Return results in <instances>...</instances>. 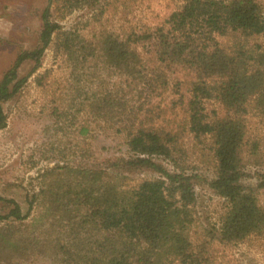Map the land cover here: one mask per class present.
I'll list each match as a JSON object with an SVG mask.
<instances>
[{"label":"trees","instance_id":"1","mask_svg":"<svg viewBox=\"0 0 264 264\" xmlns=\"http://www.w3.org/2000/svg\"><path fill=\"white\" fill-rule=\"evenodd\" d=\"M51 1L37 45L20 51L0 78V130L4 103L55 43L68 68V109L81 98L80 134L91 122L114 128L124 133L126 153L44 170L25 211L0 196V264H215L214 246L264 239V172L255 185L242 182L248 163L262 161L247 132L251 111L264 117V0H181L165 25L124 33L99 27L88 36L61 30L50 19ZM27 60L33 68L21 77ZM172 81L171 105H180L184 124L146 125L155 115L141 110ZM208 103L217 107L209 111ZM187 134L212 176L191 171ZM147 172L154 176L132 178ZM198 183L221 201L216 220L199 230Z\"/></svg>","mask_w":264,"mask_h":264},{"label":"rangeland","instance_id":"2","mask_svg":"<svg viewBox=\"0 0 264 264\" xmlns=\"http://www.w3.org/2000/svg\"><path fill=\"white\" fill-rule=\"evenodd\" d=\"M47 5L48 0H0V78L20 51L37 45L42 12ZM181 5V0H100L94 7H88L73 0H52L50 19L61 30H76L85 36L99 27L124 33L165 25L169 15ZM33 65L32 61H25L19 76L31 73ZM68 80L64 57L56 50L55 43H51L42 54L39 68L27 76L20 92L3 105L7 125L0 130V196L15 200L23 211L27 209V201L38 192L44 170L55 165H81V159L87 165H98L104 158L126 153L124 133L118 134L114 128L104 129L91 122L88 132L84 136L80 134L84 119L76 114L75 106L81 98H76L74 107L68 109L71 101ZM173 83L161 96L151 97V103L141 110L140 116L155 115L150 122L145 121L146 125L162 124L177 129L184 124L185 114L180 105H171V100L178 98L171 87ZM206 106L209 111L217 107L213 103ZM248 120L247 142L259 145L262 161L261 165L248 163L247 176L242 182L255 185L254 176L264 172V117L251 111ZM194 143L187 134L184 147L191 171L212 176V169L199 160ZM153 176L148 172L132 174L136 180ZM196 195L199 230L207 221L216 220L221 201L200 183L196 185ZM259 200L264 205V194H260ZM0 211H3L1 206ZM212 253L215 264H264V239L252 236L244 243L214 246ZM23 264L50 263L40 260Z\"/></svg>","mask_w":264,"mask_h":264}]
</instances>
